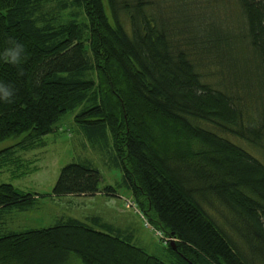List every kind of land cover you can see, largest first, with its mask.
Returning a JSON list of instances; mask_svg holds the SVG:
<instances>
[{
    "label": "trees",
    "instance_id": "16d2710c",
    "mask_svg": "<svg viewBox=\"0 0 264 264\" xmlns=\"http://www.w3.org/2000/svg\"><path fill=\"white\" fill-rule=\"evenodd\" d=\"M201 1L0 0V85L13 90L0 101V142L16 138L0 169L76 108L74 125L102 149L110 139L119 185L173 240L166 263L98 216L7 229L1 217L37 194L1 182L0 264H264V162L239 143L264 157V0H234L236 51L230 30L205 23ZM12 41L24 48L18 64L6 58ZM100 180L90 162H69L51 191L118 195ZM210 196L231 233L204 210Z\"/></svg>",
    "mask_w": 264,
    "mask_h": 264
},
{
    "label": "rangeland",
    "instance_id": "374dc122",
    "mask_svg": "<svg viewBox=\"0 0 264 264\" xmlns=\"http://www.w3.org/2000/svg\"><path fill=\"white\" fill-rule=\"evenodd\" d=\"M222 2H226V5L223 6ZM201 4L204 9H200V14L205 23L212 27L213 31L222 33V35L227 34L230 30L232 40L230 41L228 38L225 40L232 43V47L234 45L235 51L239 49L241 46L235 47V45H241L242 36L239 33L241 21L235 1L202 0ZM48 12L53 13L54 9H50ZM121 19L125 28H129L128 18ZM244 54L248 59L247 62H250V55L246 50L243 51L242 57ZM216 73L215 76H217ZM76 113L77 109L74 108L62 115L56 123L55 131L41 137L40 140L43 142L40 147L37 144L36 147L27 151H17V154L13 150L10 152L11 155L16 154L20 161L15 162L12 159L0 169V183L9 182L23 191L33 192L37 195L34 204L26 210H16L4 214L1 217L3 225L14 231H25L52 226L67 216H73L80 220H85L88 216H98L110 224V228L113 230L110 231L113 234L129 238L133 244L141 247L147 253L170 263L172 257L166 245L172 239L164 243V238L159 237V231L154 229L147 220V225H144L145 219L143 220L134 211V208L127 206L126 199H133L130 192L119 185L121 171L111 156L110 139H108L106 148L103 149L99 147L100 145L98 146V142L96 144L90 142L74 125L73 119ZM15 139L8 138L1 141L0 150L13 144ZM101 140L99 139L103 143ZM239 143L264 162V157L257 150L243 141H239ZM81 160L90 162L98 169L101 176L99 183L101 190L106 185H113L118 195L111 196L104 192L79 196L53 195L51 190L60 168L66 163ZM16 163H20V165ZM18 171L19 175H15ZM210 202H215L214 206L202 203L204 210L224 231L228 230L231 233L230 228L223 226L224 220L221 216L228 215V210L222 204L217 205L216 199L214 201L212 196H210ZM137 209L139 208L137 207ZM241 245L243 244L241 243Z\"/></svg>",
    "mask_w": 264,
    "mask_h": 264
},
{
    "label": "clouds",
    "instance_id": "9594fccd",
    "mask_svg": "<svg viewBox=\"0 0 264 264\" xmlns=\"http://www.w3.org/2000/svg\"><path fill=\"white\" fill-rule=\"evenodd\" d=\"M13 47L7 50L6 58L12 64H18L23 56L24 48L22 44L12 41ZM13 95V90L7 86L0 85V101H10Z\"/></svg>",
    "mask_w": 264,
    "mask_h": 264
},
{
    "label": "built area",
    "instance_id": "2783aa9c",
    "mask_svg": "<svg viewBox=\"0 0 264 264\" xmlns=\"http://www.w3.org/2000/svg\"><path fill=\"white\" fill-rule=\"evenodd\" d=\"M126 203H127V206H130V207L134 208V211H135L136 213H138V214L143 218V220L145 219V218L143 217L142 212H141L139 209H137L136 204H135V202H134L133 200H131V199H126ZM144 225H147V221H146V219H145V221H144ZM158 233H159V237H160V238H164V243H166L168 240L171 239V238H169V237H165V236H163V235L161 234L160 231H159Z\"/></svg>",
    "mask_w": 264,
    "mask_h": 264
},
{
    "label": "water",
    "instance_id": "95a60500",
    "mask_svg": "<svg viewBox=\"0 0 264 264\" xmlns=\"http://www.w3.org/2000/svg\"><path fill=\"white\" fill-rule=\"evenodd\" d=\"M172 241H173V240H172ZM172 248H173V249H175V246H174V244H172Z\"/></svg>",
    "mask_w": 264,
    "mask_h": 264
}]
</instances>
